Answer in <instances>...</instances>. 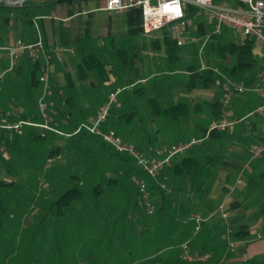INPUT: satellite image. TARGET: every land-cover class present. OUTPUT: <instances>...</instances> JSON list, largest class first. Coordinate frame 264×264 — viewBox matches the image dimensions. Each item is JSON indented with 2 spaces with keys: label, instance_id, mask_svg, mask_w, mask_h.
Here are the masks:
<instances>
[{
  "label": "rangeland",
  "instance_id": "rangeland-1",
  "mask_svg": "<svg viewBox=\"0 0 264 264\" xmlns=\"http://www.w3.org/2000/svg\"><path fill=\"white\" fill-rule=\"evenodd\" d=\"M75 6L76 4H74V9L79 7ZM68 7L66 5L65 8L67 15L71 11ZM57 10L55 9L54 12L45 16L55 14L61 16ZM20 15H22L20 10L11 13L0 11V121L18 116L19 112L15 107L18 108V101L24 99L19 96L23 93V80L15 77L17 76L18 58L27 55L11 59L8 52L2 49V47L9 46L8 33L17 36L15 26H21L22 32L26 36L23 41L31 43L37 39L38 33L43 35L42 22H44L47 42L43 36L42 38L49 50L63 47L74 51L73 46L62 44L59 30L62 28L66 31L68 27L73 26L70 35L72 39H75L78 34L77 30L82 34L85 28L84 23L87 20H81L82 18L79 17L72 20L73 22L71 21L68 26H63L62 22L46 19L39 20L36 27L32 21L29 22L27 18ZM90 20L91 40L87 41L84 46L88 47L87 51L97 52L98 47L103 49L102 60L110 65L106 66L107 71L112 70L109 71L108 78H111L115 83L111 87L94 84L90 88L87 85L90 82L88 80L85 88L81 87L82 101L74 102L72 105L60 104L59 108L64 113L72 110L71 121L78 127L81 123L92 124L96 117L92 123H88L89 121L85 120L84 116L85 118L92 116L94 110L100 105H102L101 109L105 105H109L110 111H116L114 112L116 115L124 112L131 116L135 112L133 122L124 127L122 132L128 134L131 132V138L134 140L125 142L136 146L143 154L149 153L151 145L145 146L149 138L143 136L139 124L133 123H135L134 120L138 121L146 116H149L147 118L149 123L151 116L149 111L145 110L147 104L144 98H133L130 101L132 107H127L126 99L130 93L127 90L122 91V85L129 87L130 90L134 84L140 82L139 79L155 77L153 94L169 93L174 89L178 93H185L184 84L188 78V75L184 74L185 67L188 65L200 67L203 62L208 67L219 69L223 73L228 72L231 65L218 54L217 46L229 41L237 42L241 37L238 32L231 30L226 25H222L220 32L214 34L215 25H208L202 18H199V21L205 23V34L201 38V35H198L191 42L178 46L180 59L176 64L171 65L163 50L159 52L154 49L153 41L156 38L143 35L140 32L135 36L127 34L125 13L110 16L106 12L96 11L91 14ZM207 36L209 38L206 45L200 51L201 44ZM157 37L158 39L162 38ZM61 55L64 58L66 53H61ZM74 58L79 61L76 55ZM39 60H42L41 56ZM64 65L62 69H70L69 61ZM17 81L19 87L15 90L14 85ZM217 82L218 79H215L208 88H198L200 91H194L193 94L218 98L220 89ZM140 86L141 84L138 85V88ZM114 93L115 97L111 98ZM30 106L32 104L24 99L21 114L39 113L43 117L38 106L34 111ZM46 116L47 128H37L40 132L49 129L51 125L47 112ZM149 124L154 131L157 128L161 129L156 121ZM101 128L106 127L102 125ZM174 131L175 129L172 128L171 133L165 131V134H169L172 138L171 135ZM18 133H21V130H18ZM6 134L9 137L12 136V132H7L4 136ZM116 134L123 141L125 140L122 134ZM51 138L52 136L49 134L41 144L30 145L32 156L23 155L19 159L15 158V152L10 146H1L0 264H142V257L151 255L154 248L149 247L142 250L144 238L138 236L139 231L144 229L142 222L139 221L141 216L138 212L144 207L138 187L124 171L118 175L110 170V160L106 159L108 152L107 154L106 152L102 153L94 159L90 158L91 154L89 153L87 158H77L75 154H64L59 159L51 158L47 161L49 148L47 143ZM68 140V136L63 135L54 141V145L62 148ZM208 141L203 142V145ZM158 142L160 141L158 140ZM121 155L127 159L129 165L136 167L130 157L125 154ZM186 155L187 153L178 155L172 160V163L181 160ZM69 162L74 164L71 169L75 168L74 171L76 170L77 173L83 169L91 168L94 176L84 179L82 190H87V194L82 199L73 202L68 208L62 209L58 203L59 196L69 182L63 166L68 165ZM108 178L115 179L114 186L107 184L105 180ZM97 182H100L101 188L98 196L92 191V187ZM130 194L135 197L128 203L127 199ZM151 198L155 211L161 206H166V202H162L161 197L156 198L151 195ZM135 200H137V204L134 205ZM133 208L137 212L133 213ZM184 220H188V216ZM190 225L192 226V222ZM141 233L143 234V230ZM165 237L163 243L167 245L179 241V237L169 238L168 228L165 231Z\"/></svg>",
  "mask_w": 264,
  "mask_h": 264
},
{
  "label": "trees",
  "instance_id": "trees-1",
  "mask_svg": "<svg viewBox=\"0 0 264 264\" xmlns=\"http://www.w3.org/2000/svg\"><path fill=\"white\" fill-rule=\"evenodd\" d=\"M76 1L79 0H56L43 5L28 4L22 8H8L0 6V11L11 13L15 10H20L22 13L20 16H24L29 22H31L36 16H42L54 12L56 7L62 6L64 4L71 6ZM72 14L73 12L70 11V15ZM91 14L84 23L85 28L82 34H80L79 30H77V38L72 39L70 35L72 29L68 27L66 31H64L61 28L60 40L63 45L74 47V52L79 59V64L77 65L79 81L82 82L90 77L92 83L103 86V84L109 79V71L106 69L107 64L102 60L101 56L103 49L98 47L97 53L94 51H87L88 47L84 46L87 41L91 40ZM125 17L128 28L127 34L131 36L139 34L137 12H125ZM19 18L15 19L17 20ZM204 34L205 29L201 27L199 29V35L203 36ZM153 43L155 50L159 52L162 50L164 51L168 63L172 65L179 61L180 57L178 56V46L170 34L165 33L161 39H155ZM253 48V41L248 38L244 39L240 43L229 41L217 46L218 54L223 59L227 60L231 65V69L225 73L229 74L235 80L241 81L245 86L253 85L257 78V72L262 69L261 61L253 54ZM48 55L49 63L56 62L55 56L52 52L48 53ZM134 56L135 54L132 55L133 58ZM23 58H25L26 62L28 63L29 69L26 86H24L23 93L21 95L19 94V96L21 98H25L26 102L31 103L32 106L30 107H32L34 111L35 108L39 107L38 98L40 96V91L37 88L39 86V77L41 75L45 61L43 59L32 61L28 56ZM185 71L188 74V79L186 82V89L188 92H192L198 88L206 89L215 81V79L219 80L218 76L211 69L202 71L200 70V67L188 65L185 67ZM18 72V68H16V75L19 74ZM248 75L249 77H247ZM65 79L67 82V87L70 89L73 86L72 78L69 74H66ZM140 80L141 79H139V81ZM144 80L145 85H141L139 88L138 83L134 84L130 90L129 87L122 85L121 90H127V92L129 91L130 93L126 99L127 107H132L130 101L133 98H144L147 104L145 110L149 111L150 113L151 123L158 118H163L168 123L181 120L188 112L189 106L185 102L173 104L166 97L162 99L163 96L161 94H153V87L156 82L155 77L151 79L144 78ZM60 102L61 99L59 93H57V91H52L51 95L45 101L46 112L50 117L51 125L49 126V129L43 130L42 132H40L37 128L43 127L26 124H23L20 127L19 130H21V133H18V130L1 127L6 125V123L16 124L17 122H29L36 125H47V122L45 123V119L41 117L39 113H32L31 115L20 113L18 116L0 121V151L1 146H10L15 152V158L19 159L23 155L32 156V153L29 149L31 148L30 145L37 146L41 144V142L45 141L47 136L51 134L52 138L49 139L47 143L49 147L47 151V161L51 158L59 159L64 154H75L77 158H87L89 153L91 154L90 158L94 159L95 157H99L102 153L106 152L107 154L108 152L106 159L108 161L110 160V170L118 175L122 174L124 171V173L128 175V178H130L134 184L135 180L144 181L149 187L151 195L155 196L156 198L161 197L162 202H166V206L163 204L164 206L159 207L152 215L147 214L144 209H141V211L138 212L139 216H141L139 221L142 222V226L144 228L142 229L143 234L141 233L142 230L138 233L140 238H144L142 250H146L149 247L154 248L151 255H144L142 257V264H190L182 261L179 258L180 245L184 241L190 242L192 254L210 255L207 261L195 262L193 264H208L210 258L212 256L214 257L215 254V247L208 246L209 237H206V239L203 238L205 233H208V236H210V233L206 232L208 231L207 223L209 219L201 222L198 230H195L193 223L191 226V222L189 223L188 220L184 219L192 213H201V216L206 218L214 211L215 208L212 206V203L207 199V197L217 175L216 167L219 163L218 158L214 156H206L204 159L200 157L185 156L178 163L173 165L171 176L175 177L177 182H182L181 185L184 184L185 181L187 182L188 187L191 189L189 190V198L191 199L184 203L181 202V204H183L181 211L177 213L174 209V214H172L170 211V205L172 202L169 198V195H166L169 193V182H167V191L160 189L156 182L149 178L144 172L139 170L137 166L135 167L134 165H129L126 158L105 144L99 136L90 134L86 131L75 133L78 125L73 124L71 118L68 117L70 112L64 113L61 111L59 108ZM63 104L71 105L68 101L63 102ZM114 112L110 111L109 117L104 122L108 123V129L114 131L115 133L122 134L125 139L124 142L128 140H134L131 138V132L129 134L125 132L123 133L122 130L124 129L125 125L128 126L133 122L135 112L132 113L131 116L124 112L122 114L118 113L116 115ZM209 114V121H218L223 117L224 109L222 107V103L219 100L210 105ZM148 117L149 116H146L138 121L134 120L135 123L133 124H139L141 130L143 131V136H147L149 138V140L146 141L145 146H151L149 147V153H146V155H152L156 149L155 146L157 144L158 131L151 129L149 124L150 122L148 123L147 121ZM120 119L122 120V123ZM101 129L105 132L108 131L107 128ZM7 132H12V136L9 137L8 134L4 136V134ZM223 134L224 133H220L218 131H213L209 134L208 139L211 140L215 137L222 136ZM63 135H67L69 138L67 144L62 148L58 145H54V141L61 138ZM204 135L205 130L202 136ZM69 163L68 165L66 164L63 166L64 173L66 174L65 176L68 178L69 182L67 184L68 186L64 188L59 196L58 203L62 209L68 208L73 202L82 199L84 195L87 194V190H82L84 179L94 176L91 168L83 169L77 173L76 170L74 171L75 168L73 170L71 169L74 167V164ZM165 175L168 177L170 176L166 170ZM105 181L110 186H114L116 183L115 179L111 178H108ZM92 191L96 196L100 194V182L94 184ZM134 197L135 196L132 194L128 195L127 202H131ZM135 204H137V200L134 201V205ZM134 212H137V210L133 208V213ZM133 213L131 214L133 215ZM225 223L226 222L224 221V224ZM173 224L180 227L182 229V233L177 236L179 237V241L177 243L167 245L166 243H163L166 239L164 227H167L168 233H170L169 228L172 227ZM160 225L163 227H160ZM224 233H226V224L224 225ZM223 240V246L219 255L220 258L225 253V250L227 251L228 249L227 240L225 238Z\"/></svg>",
  "mask_w": 264,
  "mask_h": 264
},
{
  "label": "crops",
  "instance_id": "crops-1",
  "mask_svg": "<svg viewBox=\"0 0 264 264\" xmlns=\"http://www.w3.org/2000/svg\"><path fill=\"white\" fill-rule=\"evenodd\" d=\"M74 4L78 6L79 2L73 3L72 6L68 7L71 9V11H75ZM87 6L88 8H96L100 6V1L89 0ZM65 8L66 4L56 7V9H58V13H61V16H69L70 12L69 15L65 14ZM88 18L89 16L87 18H82L81 20H86ZM74 19H77V17L63 23V26H68ZM72 27L73 26L69 28ZM42 29V36L47 42L44 22H42ZM15 31L17 36H12L10 35L11 33H8V45L13 44L19 39H26L25 34L22 32L23 30L21 26L16 25ZM194 35L198 36L199 34L194 33ZM243 40L244 39L241 36L239 41L236 43H240ZM45 46V52L43 55H41V58L44 61L46 57L49 58L48 53L54 52V49H48L47 44H45ZM61 48L63 49L62 53H66V58H63V55H61V60H58L55 57L56 62L50 63L49 92L46 99L51 95L52 91H57L61 99L60 104L68 101L72 105L74 102H79L81 100L80 96L83 95L81 87L83 86V88H85L86 81H90L87 84L90 88L94 86V83H92L90 77L82 82L79 81L77 74V65L79 64V61L74 58L76 53L72 49L69 50L67 48ZM253 54L261 61V68L264 69V57H261L258 54V51L254 48ZM68 61L71 64V66H69L70 69H62L65 66L64 64H66ZM107 66L109 67L110 65ZM17 68L19 74L15 78L18 77L22 79L24 86H26L29 68L25 58H18ZM261 70L257 72L255 83L260 81L259 78ZM66 74H69L72 78L73 86L70 89L67 87V82L65 79ZM184 74H187V72L185 71ZM224 74L235 80L229 74ZM247 77H249V75ZM112 79L114 80L113 77ZM236 81L241 82L239 80ZM186 82L184 84L185 93H178L175 89L169 93H159L163 96L162 99L166 97L173 104L185 102L189 106V109L184 117L177 122L168 123L163 118H158L152 122L155 123L156 121L161 128H157V144L155 148L187 142L194 138H200L202 137L204 130L206 133L207 127L211 123L216 122L215 120L209 121V112L210 105L212 103L217 100L222 103L223 88L220 79L217 82L220 89V95L215 99L204 94L202 96L193 94L194 91H200L199 89L188 92L186 89ZM114 83L115 81L112 82L111 78H109L108 81H106L103 85L111 87ZM138 84L145 85L144 78H141ZM14 87L15 90L18 89V81L15 83ZM24 99L18 101V108L15 107L19 114L23 108ZM263 105L264 95L262 94L248 92L243 95L233 96L227 105H223L222 103V107L224 109L223 117L237 121L233 129L227 131H218L224 134L211 140L207 138L203 141L205 142L209 140L206 144L203 145L202 142L198 145H195L189 149L188 152H186V156L200 157L204 159L206 156H214L218 158L219 162L216 167L217 175L215 182L207 197V199L212 203V206L215 208L211 213L212 217L207 223L208 231L206 232H209L210 236H208V233H205L203 236L204 239L209 237V247H215L214 257L212 256L210 258L208 264H264V157L251 159L252 150L262 143L264 136V111L262 113H254L253 115L252 113L257 109V107ZM101 107L102 105L96 108L92 116H86V118L84 116V119L88 120V123H92L99 113ZM68 112H70L68 117L72 118V110ZM121 119L120 121L122 123ZM103 125H105L107 129L109 128L107 126V122ZM126 126L127 125H125V127ZM172 128H174L175 131L171 135V138L169 134H165V131L166 133H171ZM108 131L112 130L108 129ZM158 140L160 142H158ZM179 161H174L171 166L166 169L168 174L170 173L173 165ZM246 164L247 167L245 168L244 166ZM169 179V198L172 202L170 211L172 214H174V209L177 213L181 211L183 205L181 202L184 203L191 199L189 198V190L191 189L188 187L186 181L181 185L182 182H177L175 177L170 175ZM239 179L241 180V183L237 182ZM221 204L225 205L229 213L227 222L232 230L229 240L235 243L236 248L234 252H230L228 249L227 251L225 250V253L220 258L219 255L223 246L222 241L224 242V238L227 240V235L224 233V225L226 223L224 224V221L218 212V207ZM199 214L201 215V213ZM160 227L163 226L160 225ZM166 229L167 227H164L165 231ZM169 229V238H175L179 236L180 233H182V229L175 224H173V226Z\"/></svg>",
  "mask_w": 264,
  "mask_h": 264
},
{
  "label": "built area",
  "instance_id": "built-area-1",
  "mask_svg": "<svg viewBox=\"0 0 264 264\" xmlns=\"http://www.w3.org/2000/svg\"><path fill=\"white\" fill-rule=\"evenodd\" d=\"M53 1L56 0H0V6L22 8L28 4L43 5ZM88 1L79 0V7L75 9L72 15L65 17L56 14L51 16H36L32 19V23L36 27L39 20L44 21L46 19L65 23L76 17L87 18L91 13L96 11L106 12L109 15L136 11L138 15V30L143 35L158 39L157 36L163 37L165 33H168L173 37L177 46H182L184 43H189L192 39L198 37L194 33L199 34V29L201 27L204 28L205 23L215 25L214 34H218L221 26L226 25L231 30L238 32L243 39L248 38L252 40L254 49L258 51L261 57H264V0H98L100 1V6L96 8H88ZM199 18H202L205 23L199 21ZM196 20L199 22H195ZM208 38L209 36L201 44L200 51L203 50ZM2 49L8 52L11 59L26 54L32 61H36L44 54L45 44L41 34L38 33L37 39L31 43H25L19 39L7 47H2ZM62 50L61 47H58L53 52L58 60H61ZM209 69L220 79L223 88V105H227L233 96L243 95L248 92L264 95V69L260 72V81L251 86H245L243 83L231 79L221 70L208 67L203 62L201 63L200 70L206 71ZM49 75L50 63L49 58L46 57L38 86L40 91L38 106L44 119L47 118L45 99L49 92ZM112 97H115V93L111 95ZM109 111V105H105L99 111L96 120L92 124H81L77 127L75 133L86 131L99 136L115 152L125 154L133 159L136 166L156 182L160 189L165 191L168 189L167 182H169V177L164 172L171 166L172 160L175 157L185 154L195 145L202 143L209 137L211 132L232 130L237 123L235 120L223 117L221 120L211 123L206 129L205 135L200 138L161 146L156 148L152 155H146L134 145L124 142L114 131L105 132L101 129L102 124L109 115ZM263 111L264 105L257 107L253 114L262 113ZM23 124L47 128L46 125H36L29 122L6 123V125L1 127L19 130ZM261 157H264V136L262 143L252 150L251 159ZM244 167L246 168L247 164ZM237 182L241 183V180L239 179ZM135 184L140 192L145 212L149 215L154 214L155 209L149 187L141 180H135ZM218 212L226 222L228 250L234 252L236 245L229 240L232 230L227 222L229 213L224 204L218 207ZM211 217L212 214L204 218L200 214L192 213L188 216V221L194 224L195 230H198L200 223ZM209 257V254H192L189 241H184L180 245L179 258L182 261L193 264L195 262H205Z\"/></svg>",
  "mask_w": 264,
  "mask_h": 264
}]
</instances>
